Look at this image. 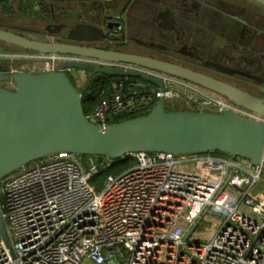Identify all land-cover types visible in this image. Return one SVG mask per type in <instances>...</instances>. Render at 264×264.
Masks as SVG:
<instances>
[{
	"label": "built area",
	"instance_id": "obj_1",
	"mask_svg": "<svg viewBox=\"0 0 264 264\" xmlns=\"http://www.w3.org/2000/svg\"><path fill=\"white\" fill-rule=\"evenodd\" d=\"M3 52H11L0 51L10 73L95 61L71 53ZM109 64L159 77L163 88L154 92L155 98L196 111L230 109L261 119L182 78L133 64ZM62 70L70 74L75 68ZM80 73L74 82H80ZM94 95L101 99L86 116L101 126L106 114L125 107L115 82ZM124 162H129L125 168L115 170ZM257 182L264 184V150L255 165L210 153L141 150L98 161L58 152L1 178L0 214L10 248L0 234V264H264V193H251ZM207 216L220 222L201 242L204 234L195 229Z\"/></svg>",
	"mask_w": 264,
	"mask_h": 264
},
{
	"label": "water",
	"instance_id": "obj_2",
	"mask_svg": "<svg viewBox=\"0 0 264 264\" xmlns=\"http://www.w3.org/2000/svg\"><path fill=\"white\" fill-rule=\"evenodd\" d=\"M264 4V0H257ZM103 35L101 28L77 23L66 37L92 42ZM0 42L7 47L39 53H71L95 61L64 62L58 70L10 73L9 64L0 65V180L8 173L34 160L58 152L75 155L119 158L137 151L170 152L174 155L221 152L231 158H244L257 164L264 150V100L257 95L185 65L141 54L101 48L76 42L50 41L0 27ZM133 64L182 78L208 89L234 104L257 114L255 119L230 109L221 112L188 108L168 109L171 101L155 98L163 88L159 77L110 65ZM71 66L75 71L62 70ZM85 74L79 88L74 79ZM123 77L130 94L123 102L128 113H146L111 121L104 126L90 121L83 106L88 80ZM0 234L10 241L0 214Z\"/></svg>",
	"mask_w": 264,
	"mask_h": 264
},
{
	"label": "flooded vegetation",
	"instance_id": "obj_3",
	"mask_svg": "<svg viewBox=\"0 0 264 264\" xmlns=\"http://www.w3.org/2000/svg\"><path fill=\"white\" fill-rule=\"evenodd\" d=\"M68 1L75 10L53 0H19V7L41 22L30 30L38 38L173 61L264 96V4L257 0ZM77 23L103 35L92 42L68 39Z\"/></svg>",
	"mask_w": 264,
	"mask_h": 264
},
{
	"label": "rangeland",
	"instance_id": "obj_4",
	"mask_svg": "<svg viewBox=\"0 0 264 264\" xmlns=\"http://www.w3.org/2000/svg\"><path fill=\"white\" fill-rule=\"evenodd\" d=\"M53 2L55 3L62 2V4L68 10H75L76 8V4L73 1L53 0ZM19 5H20L19 0H0V27L11 29L13 31H24L23 33L26 35L35 36V34H32V31L30 30L31 29L32 30L41 29V26H42L41 22L40 21L36 22L34 20H31V18H27L26 16H24L25 15L24 9L22 7H19ZM32 5L35 6V4H32ZM2 47H7V46H5L3 43L0 42V51L4 54L11 53V52H3V51L13 52L14 50H19V48H14V47H8L10 49L5 50V49H2ZM2 60L7 61V59L0 57V61ZM16 63L17 64L15 65L19 64V62H16ZM75 83L79 87V81H76ZM2 84L4 85L6 84L7 86L9 85L8 82L2 83ZM251 93L257 95L258 97H261L264 100V96H262L259 92L253 91ZM224 156H227V155L224 154ZM100 176L102 177L103 175H100ZM259 190H261L262 194L264 193V184L262 182H257L252 192H258ZM218 222H220L218 217L207 216L204 220L198 223L195 231H199L202 234H204L203 237L199 238L201 242H205L207 240V236H208L207 233L215 229L216 224Z\"/></svg>",
	"mask_w": 264,
	"mask_h": 264
},
{
	"label": "trees",
	"instance_id": "obj_5",
	"mask_svg": "<svg viewBox=\"0 0 264 264\" xmlns=\"http://www.w3.org/2000/svg\"><path fill=\"white\" fill-rule=\"evenodd\" d=\"M2 49L9 50L10 48L2 47ZM13 63L17 64L16 62H13ZM8 64H9V62H8ZM111 82H115V83L121 85V93H122V96H123V98H122L123 100L127 96H129L130 89H129L127 81L123 77H107V76H105L103 78L102 82H100L98 84L93 82V80H88L86 82V84H85V88H84V91H83V106H84V110H85L86 113L88 111H90L101 99V97H97L96 95H94V91L97 88H99V87H102V88L107 90L110 87ZM180 108H186V107L182 106L179 102H172V104L168 106V109H180ZM143 113H146V109H142V110H139V111L133 112V113H128L126 111L112 112L110 114V120L111 121H118V120H121V119L128 118L130 116L140 115V114H143ZM210 154L215 155V156H224L223 153L218 152V151L210 152ZM85 156L86 155H76V157L79 158L80 160H83L85 158ZM128 163L129 162L122 163L115 170H119V169L125 168L128 165ZM108 172H110V170L102 171L101 175L104 176Z\"/></svg>",
	"mask_w": 264,
	"mask_h": 264
},
{
	"label": "crops",
	"instance_id": "obj_6",
	"mask_svg": "<svg viewBox=\"0 0 264 264\" xmlns=\"http://www.w3.org/2000/svg\"><path fill=\"white\" fill-rule=\"evenodd\" d=\"M81 78H80V82H79V88H81L83 86V84L85 83V74L84 73H80ZM252 194H255L256 192H251Z\"/></svg>",
	"mask_w": 264,
	"mask_h": 264
}]
</instances>
